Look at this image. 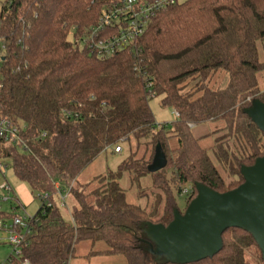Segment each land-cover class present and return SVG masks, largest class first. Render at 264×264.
Masks as SVG:
<instances>
[{
    "label": "trees",
    "instance_id": "obj_1",
    "mask_svg": "<svg viewBox=\"0 0 264 264\" xmlns=\"http://www.w3.org/2000/svg\"><path fill=\"white\" fill-rule=\"evenodd\" d=\"M110 1L0 3V36L8 51L0 115L25 128L30 150L0 141V159H8L16 178L51 202H41L30 218L22 248L29 264H68L83 241L103 242L102 253L120 255L125 264H156L140 242V226H167L178 209L174 195H183L187 185L193 194L183 212L196 196V183L217 193L235 189L243 182L240 168L264 154V134L243 113L254 99L264 103L257 47L264 45V0L176 1L149 20L133 50L101 58L82 42ZM216 72L227 74L226 88L208 86ZM153 97L178 118L156 124L149 108ZM206 122L222 124L211 147L216 163L190 131V125ZM121 141L134 146L116 171L95 179L90 191L73 186L99 155L121 150ZM156 146L166 166L149 173ZM124 173L135 182L150 175L162 196L150 209L129 203L118 183ZM56 184L68 190L69 221L60 213ZM14 217L0 212V220ZM222 243L218 254L194 264H262L246 232L228 229Z\"/></svg>",
    "mask_w": 264,
    "mask_h": 264
},
{
    "label": "water",
    "instance_id": "obj_2",
    "mask_svg": "<svg viewBox=\"0 0 264 264\" xmlns=\"http://www.w3.org/2000/svg\"><path fill=\"white\" fill-rule=\"evenodd\" d=\"M243 113L264 134V103L254 99ZM166 158L156 146L149 173L164 169ZM243 182L233 190L217 193L196 183V196L182 213L173 210L167 226H140L146 252L156 264H194L210 259L222 249V235L231 228L251 236L264 264V154L250 166H242Z\"/></svg>",
    "mask_w": 264,
    "mask_h": 264
},
{
    "label": "rangeland",
    "instance_id": "obj_3",
    "mask_svg": "<svg viewBox=\"0 0 264 264\" xmlns=\"http://www.w3.org/2000/svg\"><path fill=\"white\" fill-rule=\"evenodd\" d=\"M177 3H182L186 0H176ZM258 57L261 62L264 63V45L261 48V44L257 43ZM81 48V47H79ZM228 84V76L224 72H216L212 78L208 81V86L212 88L224 89ZM194 86V84H193ZM192 86V88H193ZM258 88L264 91V72L258 75ZM184 94V92H182ZM160 97H153L149 99V108L153 115L156 124H170L175 120L174 112L168 108H162L160 104ZM222 124L220 122H206L198 125H190V131L196 138L199 139V144L208 149V153L213 160L211 147L214 145V141L217 137L222 135L220 131ZM214 131H217L214 133ZM134 146L133 143L128 141L119 142L121 147L120 153H114L113 148L105 153L99 155L89 166H87L77 177V183L73 184L75 187L86 186V191H90L97 186V182L94 180L106 176L108 172L116 171L118 165L129 154V146ZM0 164L6 167L5 175L0 174V185L6 182L10 189V196L13 198L8 202L1 201L7 193L0 190V207L1 211L5 214H15L20 217L31 218L41 206V200L39 198L40 193H33L30 187L19 181L11 168V163L8 159H0ZM169 176V173H167ZM170 177V176H169ZM152 177L150 175L144 176L139 181H132L131 176L124 173L119 180V186L124 191L126 199L129 203L139 205L141 207L146 206L150 209L154 202H157L159 196H162L159 189L154 188ZM189 186H185L188 188ZM69 189V188H68ZM68 193V192H67ZM173 193L176 192L173 190ZM177 208L183 213L185 207V195H174ZM71 200L66 198V206L59 207L62 218L66 221L70 220V205ZM162 203V200L160 204ZM162 205V204H161ZM161 205H157V215L161 214ZM11 209H13L11 213ZM5 223H10V219H5ZM6 233L0 230V262L8 255L9 248L6 245ZM106 245L103 242L91 243L89 241L79 242L75 246V251L68 264H125V260L120 255H105ZM94 253H96L94 255ZM246 260L253 262L251 254L246 255Z\"/></svg>",
    "mask_w": 264,
    "mask_h": 264
},
{
    "label": "built area",
    "instance_id": "obj_4",
    "mask_svg": "<svg viewBox=\"0 0 264 264\" xmlns=\"http://www.w3.org/2000/svg\"><path fill=\"white\" fill-rule=\"evenodd\" d=\"M3 1L0 0V3ZM175 3L176 0H153L150 2L111 0L100 16L97 25L89 30L88 36L82 42L83 46L89 52L101 58L113 56L122 49H127L130 52L142 37L149 20L161 10ZM7 55L6 44L0 36V89L3 66ZM147 86H150V84ZM174 116L175 119L178 118L176 112H174ZM23 130H25L23 126H19L0 115V141L6 148L17 147L30 153L26 142L22 138ZM120 152L119 147L114 149V153ZM6 167L0 164V174L3 176L6 173ZM55 187L57 188L59 204L65 206L68 190L61 192L57 184ZM0 190L7 193V196H4L2 200L0 198L1 201L8 202L10 198L13 199L10 196L11 189L6 182L0 185ZM192 194L193 189L191 186L183 192L185 196H191ZM39 198L41 202L51 206L48 194H42ZM10 221V223H5L4 220H0V230L6 233V245L9 248L8 255L0 264H29L28 260L22 259V248L25 246V236L28 233L30 218L18 216Z\"/></svg>",
    "mask_w": 264,
    "mask_h": 264
},
{
    "label": "crops",
    "instance_id": "obj_5",
    "mask_svg": "<svg viewBox=\"0 0 264 264\" xmlns=\"http://www.w3.org/2000/svg\"><path fill=\"white\" fill-rule=\"evenodd\" d=\"M8 247V246H7ZM2 262V261H1Z\"/></svg>",
    "mask_w": 264,
    "mask_h": 264
}]
</instances>
